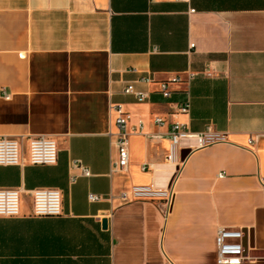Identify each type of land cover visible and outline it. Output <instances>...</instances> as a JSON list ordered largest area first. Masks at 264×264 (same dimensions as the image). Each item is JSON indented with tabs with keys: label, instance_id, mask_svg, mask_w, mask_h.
I'll return each instance as SVG.
<instances>
[{
	"label": "crops",
	"instance_id": "0c3cea01",
	"mask_svg": "<svg viewBox=\"0 0 264 264\" xmlns=\"http://www.w3.org/2000/svg\"><path fill=\"white\" fill-rule=\"evenodd\" d=\"M111 103L143 122L123 170ZM174 121L224 139L169 160ZM39 134L56 163L27 162ZM0 135L25 151L0 165V187L21 189L20 215L0 216V264H219L218 226L244 232L245 259L228 264H264V0H0ZM134 185L171 187L168 214L122 198ZM37 187L61 190V215L33 214Z\"/></svg>",
	"mask_w": 264,
	"mask_h": 264
},
{
	"label": "built area",
	"instance_id": "2783aa9c",
	"mask_svg": "<svg viewBox=\"0 0 264 264\" xmlns=\"http://www.w3.org/2000/svg\"><path fill=\"white\" fill-rule=\"evenodd\" d=\"M194 10V9H192ZM210 74V73H209ZM142 81L148 82L150 77H141ZM161 91L165 96L170 95L167 82L161 83ZM125 93L134 94L138 100L147 98V93L137 90L133 83L124 88ZM8 97L7 94H5ZM190 100L185 98L179 105L178 110L186 113L190 110ZM110 110L114 114V124L117 127L114 144L118 150V159L114 164V170H123L129 162V135L142 130L143 122L129 127L128 113L121 103H111ZM159 124L163 119L159 116L155 118ZM170 138L167 158L175 161L180 157L183 142L194 140V144L188 148L201 147L224 139V135L213 132L209 127L202 132H192L185 123L174 121L170 124ZM58 145L56 140L47 134L28 136L27 162L31 164H54L58 159ZM23 148V137L12 135H0V165H16L25 162ZM179 155V156H178ZM76 166L82 168L83 173L90 174L88 168L82 166L79 161ZM264 185V182H263ZM33 214L36 216H59L63 213L62 192L55 187H37L32 190ZM124 199H141L162 201L163 212L168 214L172 200L173 190L171 187L161 189L152 185H134L128 191L122 192ZM91 200H98L99 195L90 194ZM21 189L15 187H0V216L11 217L20 215ZM244 232L240 228L230 226H218L216 234L217 262L219 264L238 263L245 259V245L243 242Z\"/></svg>",
	"mask_w": 264,
	"mask_h": 264
},
{
	"label": "water",
	"instance_id": "95a60500",
	"mask_svg": "<svg viewBox=\"0 0 264 264\" xmlns=\"http://www.w3.org/2000/svg\"><path fill=\"white\" fill-rule=\"evenodd\" d=\"M189 152H190L189 149H185V150H183V151L181 152V158H185L186 155H187ZM102 223H103V227H106V226H107V220H106V219L102 220Z\"/></svg>",
	"mask_w": 264,
	"mask_h": 264
}]
</instances>
